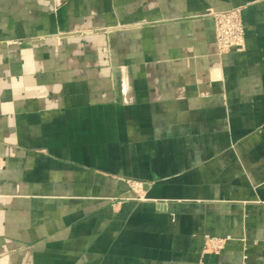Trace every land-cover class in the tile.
Instances as JSON below:
<instances>
[{
	"label": "crops",
	"instance_id": "crops-1",
	"mask_svg": "<svg viewBox=\"0 0 264 264\" xmlns=\"http://www.w3.org/2000/svg\"><path fill=\"white\" fill-rule=\"evenodd\" d=\"M0 264H264V0H0Z\"/></svg>",
	"mask_w": 264,
	"mask_h": 264
},
{
	"label": "rangeland",
	"instance_id": "rangeland-1",
	"mask_svg": "<svg viewBox=\"0 0 264 264\" xmlns=\"http://www.w3.org/2000/svg\"><path fill=\"white\" fill-rule=\"evenodd\" d=\"M243 11V6H234L210 12L214 20L215 40L219 55L224 56L233 51H242L246 48L247 28L244 23ZM218 14H225V19L219 24L226 37L224 42H221L217 35ZM125 180L132 190L138 194L137 198L142 199V181L135 178H125ZM226 244L227 238L225 237L210 234H205L204 236V248L206 252L220 253Z\"/></svg>",
	"mask_w": 264,
	"mask_h": 264
},
{
	"label": "built area",
	"instance_id": "built-area-1",
	"mask_svg": "<svg viewBox=\"0 0 264 264\" xmlns=\"http://www.w3.org/2000/svg\"><path fill=\"white\" fill-rule=\"evenodd\" d=\"M217 18H218L217 35L219 39L221 40V42H224L226 37H225L224 32H222V27L219 24L225 19V14H218Z\"/></svg>",
	"mask_w": 264,
	"mask_h": 264
}]
</instances>
